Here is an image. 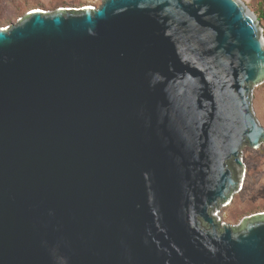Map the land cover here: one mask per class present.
I'll use <instances>...</instances> for the list:
<instances>
[{
	"label": "water",
	"instance_id": "water-1",
	"mask_svg": "<svg viewBox=\"0 0 264 264\" xmlns=\"http://www.w3.org/2000/svg\"><path fill=\"white\" fill-rule=\"evenodd\" d=\"M241 0H104L0 29V264H264L218 211L264 144Z\"/></svg>",
	"mask_w": 264,
	"mask_h": 264
},
{
	"label": "rangeland",
	"instance_id": "rangeland-1",
	"mask_svg": "<svg viewBox=\"0 0 264 264\" xmlns=\"http://www.w3.org/2000/svg\"><path fill=\"white\" fill-rule=\"evenodd\" d=\"M104 0H0V29L17 24L28 13H53L60 9L99 8ZM258 18L264 14V0H241ZM260 21V20H259ZM264 38V19L260 21ZM253 110L264 128V85L253 91ZM241 189L231 203L218 211L222 224L239 227L249 218L264 214V144L257 150L245 147L242 154Z\"/></svg>",
	"mask_w": 264,
	"mask_h": 264
},
{
	"label": "trees",
	"instance_id": "trees-1",
	"mask_svg": "<svg viewBox=\"0 0 264 264\" xmlns=\"http://www.w3.org/2000/svg\"><path fill=\"white\" fill-rule=\"evenodd\" d=\"M264 19V14H263V17H259V20L262 21Z\"/></svg>",
	"mask_w": 264,
	"mask_h": 264
},
{
	"label": "built area",
	"instance_id": "built-area-1",
	"mask_svg": "<svg viewBox=\"0 0 264 264\" xmlns=\"http://www.w3.org/2000/svg\"><path fill=\"white\" fill-rule=\"evenodd\" d=\"M92 8H94V7H92Z\"/></svg>",
	"mask_w": 264,
	"mask_h": 264
}]
</instances>
